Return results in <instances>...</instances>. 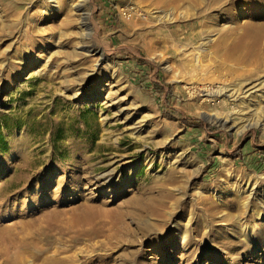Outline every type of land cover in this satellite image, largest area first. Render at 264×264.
<instances>
[{"label": "rangeland", "instance_id": "374dc122", "mask_svg": "<svg viewBox=\"0 0 264 264\" xmlns=\"http://www.w3.org/2000/svg\"><path fill=\"white\" fill-rule=\"evenodd\" d=\"M82 1L85 30L76 11ZM193 3L0 0V230L24 228L33 255L58 251L60 264H264L263 92L216 94L243 83L246 92L264 72L218 80L209 67L198 71L202 45L225 20ZM197 36L198 45L187 47ZM120 104L131 116L116 122ZM79 142L80 151L71 150ZM111 170L113 184L101 190L93 180ZM170 172L178 179L164 184L166 206L152 205L157 180ZM83 198L99 212L128 216L98 213L93 224L77 223L84 209L69 208ZM7 247L0 243V264Z\"/></svg>", "mask_w": 264, "mask_h": 264}, {"label": "bare ground", "instance_id": "6f19581e", "mask_svg": "<svg viewBox=\"0 0 264 264\" xmlns=\"http://www.w3.org/2000/svg\"><path fill=\"white\" fill-rule=\"evenodd\" d=\"M242 1H244V0H236L234 2L222 4L224 2V0H209V2L206 4L204 2L193 0L194 3L191 4V6L197 12L204 11L207 13V12L213 11V10L218 11V12H221V15H219L217 18L216 17L213 18V21L217 22V21H224L225 20L222 27L220 26L221 27L220 29H217V28L213 29L215 31L217 30V34H216L215 38L209 39L208 41H206L202 45V46H206V48H205V50H202L203 53L197 59L198 63L196 62L197 64L195 65V68L198 71L206 70L209 67L210 70H212V72L218 73V75H217L218 80L223 78V77H226V76H229V77H231V76L239 77L240 75L243 76L247 73V71H249L248 74H250V72L253 71V70H251V68L255 69V71H257L258 69H260V70L262 69L261 71L264 72V0H248L247 5L243 6L245 8H243L240 4ZM190 3H191V1H190ZM188 7H190V6L188 5ZM76 11L79 12L78 15L80 17V28L85 30L88 27V24L86 22L87 13L84 10L83 1L76 6ZM185 15L189 16L190 14L188 12H186ZM234 15H238V16L245 15L247 17V19L245 22L241 23V21L238 22L239 19L234 18ZM15 22H13V24H11V25L9 24L10 25L8 27L10 29L9 34L14 32L11 29L14 28ZM208 24L206 23V25H205V26H207V28H209L211 26V24H209V25ZM203 25H202V27H200V30H203V28H204ZM3 26L6 27L8 25H3ZM209 29H211V28H209ZM84 37H85V39H87L88 35H85ZM198 37L199 36H197L194 39H191V41H185V43L187 42L186 46L187 47H189V46L196 47L198 45V42H197ZM33 46H34V43H31L30 44V51L31 52L33 51ZM83 47L85 48V50L88 53H91L92 55H97L100 53V51L92 48L91 46H87V44L83 45ZM17 59H19V58H17ZM206 59H207V61H209L208 65L203 63L206 61ZM103 60H104V57L101 58V61H103ZM13 61H14V59H13ZM20 61H21V58H20ZM32 62H34V61H32ZM17 63L11 62V67L16 66L15 68H17V66H18ZM3 70H5V69H3ZM76 82L78 85H80L84 82V78L79 77ZM243 85H245V84L243 83V84L239 85L237 90H231V89L227 90L226 88L225 89L220 88V91H218L216 94H218V95H225L226 94L228 98L234 100L236 95L239 93V91H241L243 94H247V93L255 90L254 92L249 94L250 95L249 97H251V95L255 94L256 92H263L262 93L263 95L261 98L264 99V82L260 83L258 86H254L253 88L251 87V88L247 89L246 92H243V91L245 90V88H247V86H243ZM257 87H259V89H257ZM228 93H230V94H228ZM78 95H80V93L77 94V96ZM236 99H238V98H236ZM242 104H243V108L248 107L247 109L251 110V107L247 106L248 103L246 105V102L243 101ZM116 110H117L116 122H118L119 120H121L123 118L128 119L131 116L130 110L123 104H120ZM213 120H215L217 123L221 124V126H223V127L228 126L229 128H233L232 126L229 125L231 122L230 119L219 120L218 118H215ZM245 122H246V127H251L254 124L250 120L249 121L245 120ZM133 128L141 130L140 126L133 127ZM69 146H70L71 150L73 149L74 151L75 150L80 151V149L84 145L81 142H79V143H73ZM70 154H71L70 156H71L72 160L75 162L76 154H74L72 151ZM78 156H81V158L83 160L85 158H87L85 153H82V152H79ZM82 165H81V162H79L81 177L86 175L84 167L81 170ZM114 175H115L114 170H111L105 174L103 173L102 175H98L93 180L94 184L98 185L101 190H103V188L105 186L106 187L112 186ZM177 179H178V177L175 175V173L170 172L166 179L157 180V184H159L162 187L159 189V190H161L159 193V196H158L159 200H156V198H150V199H152L151 203L154 201V203L152 205H156V203H158L159 204L158 206H160V208L166 206L165 199L167 197H169L170 191L168 192V189L166 188V186H164V184H165V182H170L172 184L177 183ZM127 180H130V178H128ZM254 190H255V188L253 187L251 189V192H253ZM53 196H55V195H53ZM82 197H84V196H82ZM30 198H31V196H30ZM87 199H89V198H87ZM64 201H68V199L65 197ZM148 201H149V199H148ZM134 203H135V201L131 200L128 203V205L135 206V205H133ZM149 206L150 205H147V207H149ZM54 209H57V208H54ZM69 209L71 211L73 209H74V211L79 210V214H80V209H84V211H85L84 217L82 219L80 218V221L78 220L77 223L78 222L83 223V225H85V226L90 225V223H92V222H95L93 220L95 218V215H98V213L100 215H102V214H104V215L116 214V216L114 215L116 217V219H117V217H118V219L122 218V217L124 218L127 215V213L125 214V212H122L125 209H123L121 211L119 209L117 210L114 208L115 210L114 211L112 210V212H99V211H97L98 208L96 210L95 205H92L88 201H85V199H84V203L82 205L76 206L75 208L70 207ZM160 210L158 208L157 212H159ZM64 212H61L62 213L61 215H63ZM154 212H155V209H154ZM72 213H74V212H72ZM123 218H122V220H123ZM121 221L119 220V222H121ZM113 222H114V220H113ZM124 222H125V218H124ZM110 227H112V226H110ZM119 228H121V227H119ZM111 230H112V228H111ZM12 231L13 230H10L9 228L4 229V230H2V229L0 230V243H6V242L8 243V247L6 249L7 255L3 259L2 263H4L6 260L8 261V264H60V263L65 262V259H63L62 257H59L60 254L58 256L56 255L59 253L58 251H56L58 253L54 252L53 254L45 256V257H40L38 255L39 253H36L33 255L29 250L30 245H31V236L32 235L24 234L25 233L24 228H22V230L18 234H16L14 231H13L14 233H11ZM125 231H126V229H125ZM143 231L145 232V235L147 236L148 228H145ZM29 232H30V230H29ZM23 234H24V236L20 237V235H23ZM174 237L176 238V235L172 234V236L170 238L172 239ZM170 242H172V241H170ZM132 244L134 245V243H132ZM22 249H24V251ZM102 263L104 264L105 262L102 261Z\"/></svg>", "mask_w": 264, "mask_h": 264}]
</instances>
